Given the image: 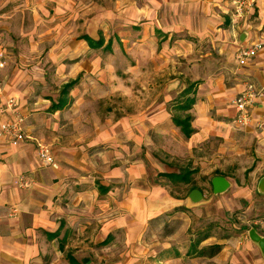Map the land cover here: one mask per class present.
<instances>
[{"label":"crops","instance_id":"obj_1","mask_svg":"<svg viewBox=\"0 0 264 264\" xmlns=\"http://www.w3.org/2000/svg\"><path fill=\"white\" fill-rule=\"evenodd\" d=\"M121 1L127 2L117 1V16L138 21L135 48L152 53L148 61L137 58V66L150 63L163 86L141 91L154 99L135 117L126 114L110 127L98 123L94 131H82L70 116L76 104L66 112L78 77L43 110L0 92V124L12 119L6 100L13 98L27 137L15 148L0 142V264H264L248 231L192 246L193 217L199 220L210 200L194 186L185 192L165 185L169 179L188 186L189 176L214 173L211 187L213 178L229 181L224 172L235 170L259 176L255 193L264 196L258 192L264 179V128L258 127L264 119V49L245 66L236 60L240 49L264 39V0H254L240 23L231 17L233 0H132L130 9ZM246 82L263 96L251 125L237 129L231 101ZM191 86L193 103L182 111L181 94ZM175 118H189V137ZM38 142L51 146L57 170L39 163ZM21 177L27 186L17 184ZM194 190L205 202L193 207ZM245 191L235 190L253 211L256 200ZM259 225L256 232L264 237V222ZM207 246L221 249L211 258L192 254Z\"/></svg>","mask_w":264,"mask_h":264},{"label":"rangeland","instance_id":"obj_2","mask_svg":"<svg viewBox=\"0 0 264 264\" xmlns=\"http://www.w3.org/2000/svg\"><path fill=\"white\" fill-rule=\"evenodd\" d=\"M117 1L0 0V44L9 58L6 67L0 70V92L18 97L25 106L43 110L49 102L58 100L65 82L78 77L71 91L74 99L69 105L76 104L70 116H74L82 131L84 126L91 131L99 125L115 126L126 114L135 117L137 110L149 106L154 99L149 93L140 96L141 91L145 93L147 88L163 85L154 79L161 73L155 74L150 63L137 66V58L148 56L146 60H150L151 49L135 48L138 21L134 15L117 16L119 10L114 9ZM121 2L131 8L132 0ZM84 35L103 44L88 49L81 40ZM109 40L110 49L106 45ZM258 41L264 42V39ZM181 83L186 86L185 82ZM72 104L67 106L66 112L72 110ZM49 148L53 155L51 146ZM213 174L189 176L192 182L186 184L188 186L165 180L171 191L183 188L186 192L194 186L210 200L202 217L197 221L193 217L189 230V235L193 236L192 246L198 238L212 239L210 243L213 239L236 238L241 233L246 234V229L260 228L259 223L264 222V196L255 193L259 176L225 171L233 189L219 197L211 192L209 182ZM237 188H245L243 195L256 200L253 211H248V203L237 197ZM260 233L264 234V228ZM195 253L198 254H192ZM210 253L204 252L203 256L211 258Z\"/></svg>","mask_w":264,"mask_h":264},{"label":"built area","instance_id":"obj_3","mask_svg":"<svg viewBox=\"0 0 264 264\" xmlns=\"http://www.w3.org/2000/svg\"><path fill=\"white\" fill-rule=\"evenodd\" d=\"M231 17L233 22H243L250 14L254 6V0H233ZM264 49V42H253L246 48L240 49L236 54L239 66H245L253 60L257 53ZM6 53L0 49V69L4 68ZM263 96V90L257 88L252 82L244 83L242 91L231 101L232 107L236 111V116L232 121L235 128H246L252 123V112L257 107V100ZM16 100L9 98L6 100V109L13 110V117L10 121L0 124V142H5L11 147H18L27 139L24 131V118L18 110ZM259 128H264V119L258 123ZM36 154L40 164L45 168L58 169V165L50 151L49 146L44 143H36ZM20 187L27 186V181L21 177L17 180Z\"/></svg>","mask_w":264,"mask_h":264},{"label":"trees","instance_id":"obj_4","mask_svg":"<svg viewBox=\"0 0 264 264\" xmlns=\"http://www.w3.org/2000/svg\"><path fill=\"white\" fill-rule=\"evenodd\" d=\"M81 39H83L89 47L93 48V49H96L98 47H100V45H102L103 43L101 41H95L93 39H91L90 37L88 36H83ZM107 48L110 49V47H108L107 45ZM73 84V82L69 83L68 85L64 86L63 87V90H62V94H64V92L69 88L71 87V85ZM193 87H188L187 89H185L182 94H181V103H182V106H181V110L184 111V110H187L190 108V106L192 105L193 103V99L190 98V95L193 94ZM177 126L181 127V130L182 132L185 134L186 137H189L192 133V131L190 130L189 128V125H188V122H189V118H185L184 120H180V119H174L173 121ZM181 180H186L185 176H182ZM252 229H257V227H253ZM246 231H249V229H246ZM203 239H206V238H198V240H196L195 242V245H198L201 241H203ZM221 247L220 246H210L208 247L205 251H210L211 253L209 254L210 256H213L215 254H217L219 251H220ZM204 252H198L199 255H203Z\"/></svg>","mask_w":264,"mask_h":264},{"label":"water","instance_id":"obj_5","mask_svg":"<svg viewBox=\"0 0 264 264\" xmlns=\"http://www.w3.org/2000/svg\"><path fill=\"white\" fill-rule=\"evenodd\" d=\"M231 184L224 177H215L211 180L212 193L214 196H219L228 191ZM258 192L264 195V179L260 182L258 186ZM189 201L191 206H198L203 204L205 201L203 195L199 191H192L189 195ZM249 240L256 244L264 260V237L260 236L255 229H250L248 231Z\"/></svg>","mask_w":264,"mask_h":264}]
</instances>
